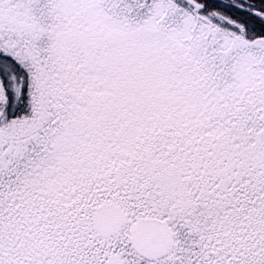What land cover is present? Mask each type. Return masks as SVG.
I'll return each instance as SVG.
<instances>
[{
    "label": "snow or ice",
    "instance_id": "snow-or-ice-1",
    "mask_svg": "<svg viewBox=\"0 0 264 264\" xmlns=\"http://www.w3.org/2000/svg\"><path fill=\"white\" fill-rule=\"evenodd\" d=\"M0 264H264V0H0Z\"/></svg>",
    "mask_w": 264,
    "mask_h": 264
}]
</instances>
